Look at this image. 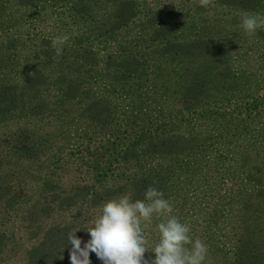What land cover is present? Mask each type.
<instances>
[{"label":"rangeland","instance_id":"374dc122","mask_svg":"<svg viewBox=\"0 0 264 264\" xmlns=\"http://www.w3.org/2000/svg\"><path fill=\"white\" fill-rule=\"evenodd\" d=\"M245 12L264 0H24L0 16V264H70L71 232L83 247L106 201L149 186L193 236L189 213L221 214L222 255L252 209L264 264V28L246 35Z\"/></svg>","mask_w":264,"mask_h":264},{"label":"clouds","instance_id":"9594fccd","mask_svg":"<svg viewBox=\"0 0 264 264\" xmlns=\"http://www.w3.org/2000/svg\"><path fill=\"white\" fill-rule=\"evenodd\" d=\"M199 7L208 8L213 0H195ZM241 28L248 36L264 28V16L245 12L241 15ZM67 35L56 36L51 45L56 55L62 54L67 44ZM111 187V184L108 185ZM173 205L164 198V193L149 186L144 198L133 199L131 193L106 201L98 217L87 233L89 239L83 243L73 231L68 236L70 264H91L90 253H94L102 264H204L208 246L200 238L189 235L191 228L173 215ZM154 221L158 230V242L149 247L145 236V225ZM151 252L154 258L145 259Z\"/></svg>","mask_w":264,"mask_h":264},{"label":"trees","instance_id":"16d2710c","mask_svg":"<svg viewBox=\"0 0 264 264\" xmlns=\"http://www.w3.org/2000/svg\"><path fill=\"white\" fill-rule=\"evenodd\" d=\"M24 0H0V16H5L6 14L11 13L14 9H16L20 4L23 3ZM5 49H9L11 46L10 44H4ZM198 102H196L197 107L200 103L203 105H206V103L203 102V100L198 99ZM187 103L183 101V105H181V108L183 106H186ZM222 198V197H220ZM204 199V197L202 198ZM250 208V207H249ZM214 211V210H213ZM213 211H207L206 210H198L191 212L187 215V218H194L197 220L200 218V222H196L194 225L199 226V229L201 230L200 236H193L195 234L189 235L192 237L193 240L196 238H200L202 241H204L208 246V255L206 258V261L204 264H259L257 260H259L260 257H254L255 256V250H259V245L254 242H252V239L249 235L250 224L248 222V217L251 213H253L252 209H249V214H246L247 208L245 207L242 209L241 213L235 216V221H232L229 226L231 231H238L236 232V236L234 235V242L231 244V249L225 252L223 255L222 253L224 250L217 246L216 244V238H212L209 234V230L213 227H216L217 224H214L213 219H218L221 214H215ZM233 226V230H232ZM250 229V231H249ZM203 233V236H202ZM251 235H253L252 232H250ZM215 240V241H214ZM222 245V243H220ZM229 253L230 255L228 256ZM220 255V256H219ZM212 256H218L215 258H211ZM210 257V258H208Z\"/></svg>","mask_w":264,"mask_h":264}]
</instances>
